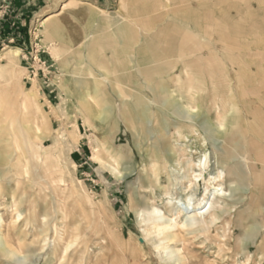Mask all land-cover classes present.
Returning a JSON list of instances; mask_svg holds the SVG:
<instances>
[{
	"label": "rangeland",
	"instance_id": "obj_1",
	"mask_svg": "<svg viewBox=\"0 0 264 264\" xmlns=\"http://www.w3.org/2000/svg\"><path fill=\"white\" fill-rule=\"evenodd\" d=\"M14 1L0 0V21L15 12ZM132 1L17 0L24 13L20 35L26 34L29 47L16 77L0 74V216L4 233L18 211L41 216L32 220L21 251L11 258L0 253V264H47L54 241L62 247L53 264H264V0H193L192 53L179 48L159 62L171 65L151 79L143 70L157 63L139 65L140 46L167 47L157 30L183 23L169 17L149 30L139 15L147 0ZM83 7L91 10L81 16ZM171 8L161 4L150 15L155 19ZM52 14L51 24L67 17V26L57 36H37L38 24ZM127 31L137 36L136 44L124 38ZM14 44L0 38V54ZM167 96L179 100V113L163 104ZM138 102L148 109L145 135L117 116L135 114ZM219 114L226 120L223 138ZM193 122L206 138L209 158L216 165L220 155L227 159L225 203L232 209L210 227L187 228L162 249L148 211L156 207L162 219L171 218L168 201L174 198L188 216L193 208L183 198L193 191L184 190L189 172L179 156L168 161V175L154 177L149 147L166 142L174 152L192 144L191 135L178 139L174 132L176 124ZM81 145L87 168L77 161ZM44 224L50 228L42 232Z\"/></svg>",
	"mask_w": 264,
	"mask_h": 264
},
{
	"label": "bare ground",
	"instance_id": "obj_2",
	"mask_svg": "<svg viewBox=\"0 0 264 264\" xmlns=\"http://www.w3.org/2000/svg\"><path fill=\"white\" fill-rule=\"evenodd\" d=\"M152 1L153 0H147V2H145V4H143L139 8L141 10L139 15L141 16V18L143 17L140 20V22L144 23L145 27L147 26V28L150 30L152 28V26L154 25L153 23L156 24L157 22H159V23L163 22V21L165 22L169 17H173V18H175V19H177V20H179V21H181L183 23V28L178 27L176 24H169V25L166 24V25H164L163 27H161V28H159L157 30L156 33H157L158 38L160 36L163 37V38L164 37L167 38V40H166L167 47H165L163 49L159 48L158 44H152L150 46H142V45L140 46L139 53H138L139 65L157 63L154 67L153 66H148V67L144 68L143 72L148 77V79H151L153 74H155L157 72L161 73L164 70H166L167 69L166 67H169V65H171L170 64L171 61L170 62H163V63H159V62H162V60H164V59H168L169 60V57L174 56L177 53V50L179 48L183 52L185 51V52L192 53V51H193V49H192L193 48V43H191V41H192V37L194 36L193 27H192L193 26L192 24L194 23V20L192 19V17L190 18V16L194 15V14L191 15L192 13H194V11L193 12L190 11V9L192 7V4H193L192 3L193 0H166V1H164L167 4L166 3L164 4L162 2V0H155V1H153V3H152ZM132 2H133L132 4L135 5L136 0H133ZM197 2L199 4H206L207 0H197ZM161 4L163 5V7H165V6L166 7L170 6V8L172 6L173 7L170 9V11L166 10L167 12L166 11L164 12L163 10H162L163 11L162 12L160 10L159 11V15H156L157 18L155 17V19H154L150 14L152 12H155L158 9H160ZM181 9L185 10L186 13L180 15L178 12H180L179 10H181ZM89 10H91V9H89L87 7H83V9L81 10L82 12H80L81 14H79V12H78V14L82 16V15L86 14L87 12H89ZM204 13L202 14V16L204 15ZM55 15L56 14L49 15L40 24H38V26L36 27V30H35L37 36H40V35L43 34L44 36H47V38L48 37L51 38V37L57 36L58 34L62 33L63 28L66 25L65 22H67V20H66L67 17L66 18L64 17V19H62L61 23H58V24L57 23H55V24L52 23L51 24L52 19H54ZM131 29H134V28H131ZM218 29H220V28H218ZM123 31H125V30H123ZM138 34H139V32H138ZM123 36L126 39L130 38V39L134 40L133 43H135V44L138 41V40L137 41L135 40V38L137 36L135 37V35L132 34V33L130 35L128 31ZM124 38H123V40H124ZM161 39L162 38H160V40ZM182 39L184 40V42H181ZM224 40H226V39H224ZM231 42H232V40H231ZM123 55H124V53H122L120 55V58L118 57L119 58L118 61H119V63H121L120 64L121 67L125 66V61L122 58ZM23 56L25 57L24 52L19 47H9L6 50H4L0 54V74H3V72H5L7 75L10 76V78L16 77L17 76V68L18 67L21 68L20 65H19V61H20V59ZM164 56H165V58H164ZM3 61H4V63H3ZM94 62H95V59H94ZM103 62H105V61H103ZM99 64H101V63H99ZM99 66H103V64L99 65ZM189 67H190L189 64H187V62H186V68L188 69ZM189 69H191V67ZM199 71H200V69H199ZM186 72L187 71L185 70V74H186ZM167 73H169V72H167ZM65 74L66 75L68 74L67 70H66ZM144 74H142V75H144ZM203 74H205V73H203ZM177 77H178V80H182V77L180 76V74ZM190 81H191V78H190ZM191 84H193V83H191ZM159 88L162 91L168 92L167 91L168 89L166 88L165 85H161ZM154 91H155V89H154ZM156 94L159 97L158 92H156ZM168 94H170V93H167V95ZM186 100L189 101V103H191V101H193L192 99H186ZM178 101L179 100L175 99L173 96H167V97H165V101L163 102V104H167V106L170 107V109L174 110V112L176 111V112L179 113L181 105L180 106L178 105L179 104ZM138 103H136L137 105H135V107H134L135 114H129L128 116H126L125 115L126 113H125V114H117V116L120 117V119L123 120V122L126 123L128 126L135 128L136 130L141 132L142 135H145L148 132L147 128L145 126L147 121H149L148 120L149 119L148 109H147V107L145 105L142 106L141 103H139V104ZM193 106L197 107L196 105H193ZM199 117H200V114H197L196 115L197 121H199L198 120ZM259 117H261V116H259ZM205 118L206 117H203V115H202V118L200 120L202 121ZM253 120H254V118H253ZM181 121H183V120H181ZM165 122H167L166 119H164L163 124ZM217 122H218L219 127H220V129L217 130V134L220 137L223 138L225 136V134H226V128H225L226 120L224 118V114H219L218 115ZM251 122L254 123V121H251ZM175 126L176 127H175L174 134L178 137V139H182V138L188 139V137L191 135L194 138L195 141L192 144L188 143V144H185V145H181V147H179L178 149H175L174 152L171 151L174 148L169 146V145H167L166 142H162L161 144H159L158 142L155 141L154 143H152L151 147H149V148H151V149H149L150 152L148 153L149 154L148 155L149 156V160H151L150 162H151V167H152V175L154 177H156V178H159V179H160L162 174L163 175H168L167 174L168 173L167 171H168V168H169L168 161L171 160V159L174 160V158L176 156H179V158H182L183 161L185 162V166H182V169L186 170L185 168H187V171L189 172L188 174L186 172H184V173H186V175H184V176L182 175L184 178L186 177V179H187V177H189L187 179L188 180L187 181L188 184L185 185L184 190L186 192L188 190H190V189L193 191V192H191V190H190L191 193H186V195L183 198V200L188 206H191L193 209H192V211L189 212L188 216H185V213H184L185 208L181 204H179L180 203L179 201H178L179 203L176 202V201L174 202L173 201L174 198H170L169 201H168V204L171 206V212L173 214L172 215L173 217L168 218V219H162V217L160 215L159 216L157 215L158 214V209L156 207H152V209H150L148 211L149 214H150V221H152L151 225L153 226V230L155 232V236L159 238V246L162 247V249L170 248L167 245V243H169L171 241H175L176 239H178L179 236H180V233L182 231H186L187 228H189V227H197V229H201L202 225H204V227H210L211 225H214L215 223H217V221H219L221 219V217L229 209H232V206L230 207L227 203H225V197L227 195V189H225V187H224V181H225V179L227 177V170L229 168L228 167L227 170H225V165H227V159H224L220 155L219 159H220L221 164L220 165L219 164L216 165V163L213 162L212 159L209 158L208 148H207V145H206V138L205 137L203 139L200 138V134H198V131H199V127L198 126L199 125L197 123H194V124H191V123L182 124L181 123V124H178V125L176 124ZM183 127H186L188 131H183ZM221 128H225V130H222ZM256 128H257V126H256ZM243 130L245 131V129H242V131ZM251 130L253 131V129H251ZM160 133H161V136L162 135H166V132L164 130H163V132H160ZM202 133H204V132H202ZM244 134H247V133H244ZM196 135H198V136H196ZM261 140H262V138H261ZM189 141L191 142V140H189ZM117 155L121 156V153H117ZM93 158L95 160H99L97 155H94ZM2 161H4V158H2L0 160V162H2ZM158 161H159V165H158ZM160 162H162V163L160 164ZM228 166H230V165H228ZM230 170H232V169H230ZM240 171H242V169ZM237 172H238V170H237ZM239 174H241V173H239ZM180 177L181 176L178 175L176 180L179 179ZM117 178L121 179V178H123V176L117 175ZM183 186H184V184H183ZM162 188L166 192L167 185H164ZM201 188H203L202 191H201ZM194 195H195V197H194ZM23 215H24V213H22L20 211H18L15 215H13V218H12L13 222H12V225H11L12 227H10L8 229L7 233H4V222L5 221L0 216V253L2 255H4V256L9 257V258H11L17 251H21V249L25 246V237L30 235L33 232V231H29V229H30L29 227L32 228V226H31L32 220L35 222V221L38 220V217L41 216L38 213L37 210H34L31 213H27L24 216ZM64 217L67 219L69 217V214L65 213ZM43 218H45V217H43ZM20 219L23 220L21 223L18 222ZM48 228H50V227H47V224H44L42 226V232L48 230ZM56 230L57 229H56V225H55L54 226V231H56ZM26 231H29V232H26ZM72 244H73V242L70 241L68 243V245H66L65 250L67 251L72 246ZM175 244H178V243H175ZM61 247L62 246H61L60 242L58 244V242L56 243V241H54L53 247H52V250H51L52 255H51L50 258H48L46 260L47 264H53V261H57L58 262V256H59L58 253H59V250H60ZM179 249H181V248H179ZM179 249L178 250L174 249V252H180L181 250H179ZM183 258H185V257L183 256ZM185 260L187 261V258H185ZM171 261H173V256L170 258V262ZM177 261H180V262L182 261L181 264H187L188 263V262H184L183 259L182 260H177ZM59 264H60V262H59ZM175 264H178V263L175 262Z\"/></svg>",
	"mask_w": 264,
	"mask_h": 264
},
{
	"label": "crops",
	"instance_id": "obj_3",
	"mask_svg": "<svg viewBox=\"0 0 264 264\" xmlns=\"http://www.w3.org/2000/svg\"><path fill=\"white\" fill-rule=\"evenodd\" d=\"M15 3V12L12 14H9L8 16H6L3 20L0 21V38H3V43H9L14 41L17 45L20 46H16L21 48L24 52H26V49H28L29 44L27 41V36L26 34L24 35H20L21 34V21H22V17L24 15L23 12L18 13V10H20V4H18L19 2H17V0L14 1ZM24 8V7H23ZM26 8H24L22 11H24ZM34 65L30 64L28 65V69H31ZM33 71V70H32ZM84 145V144H83ZM83 145H81L78 149H77V153L76 156L78 157L77 161L79 162V166L85 167L84 166L87 161L85 160V155L82 152Z\"/></svg>",
	"mask_w": 264,
	"mask_h": 264
},
{
	"label": "trees",
	"instance_id": "obj_4",
	"mask_svg": "<svg viewBox=\"0 0 264 264\" xmlns=\"http://www.w3.org/2000/svg\"><path fill=\"white\" fill-rule=\"evenodd\" d=\"M15 46H20V45H17V44H14ZM21 47V46H20Z\"/></svg>",
	"mask_w": 264,
	"mask_h": 264
}]
</instances>
